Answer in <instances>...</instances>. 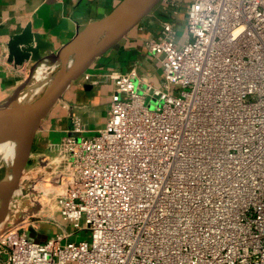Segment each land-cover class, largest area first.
Here are the masks:
<instances>
[{
  "label": "built area",
  "instance_id": "2783aa9c",
  "mask_svg": "<svg viewBox=\"0 0 264 264\" xmlns=\"http://www.w3.org/2000/svg\"><path fill=\"white\" fill-rule=\"evenodd\" d=\"M185 30L145 41L158 83L82 75L112 81L105 126L70 114L48 145L59 231L31 239L43 208L14 193L0 264H264V0H189Z\"/></svg>",
  "mask_w": 264,
  "mask_h": 264
},
{
  "label": "crops",
  "instance_id": "0c3cea01",
  "mask_svg": "<svg viewBox=\"0 0 264 264\" xmlns=\"http://www.w3.org/2000/svg\"><path fill=\"white\" fill-rule=\"evenodd\" d=\"M121 1L0 0V102L7 100L18 91L20 94L25 82L30 83L35 79L39 66L44 62L48 63L47 70L54 68L58 63L56 56L61 48L90 23L108 15ZM161 3L162 1L88 71L126 72L136 66L141 74L148 75L158 83L162 76L160 63L148 52L145 41L157 36L164 22L175 17L179 28L178 39L182 43L184 36L180 33V28L183 25L185 29L187 17V8L182 11L184 5L175 9L169 5L161 6ZM24 34L25 42H19L18 49L21 54L26 52L31 57L19 64L11 50V43L14 42V36ZM25 73H32L26 81H24ZM82 78L83 76L72 85V87L76 85V91L68 98L74 105L71 113L81 116L85 126L95 122L98 129L102 128L105 126L112 98V81L100 82L87 88L82 82L78 83ZM17 98L19 100V95ZM100 107L105 110H101ZM49 120L55 128L54 132H50L54 136L52 141L55 142L57 132L61 130L66 133L70 121L69 118L65 121L59 113L51 114Z\"/></svg>",
  "mask_w": 264,
  "mask_h": 264
},
{
  "label": "water",
  "instance_id": "95a60500",
  "mask_svg": "<svg viewBox=\"0 0 264 264\" xmlns=\"http://www.w3.org/2000/svg\"><path fill=\"white\" fill-rule=\"evenodd\" d=\"M160 1L162 0H122L108 15L90 23L86 28L81 30L73 40L61 48L56 56V60L58 63H61V66L51 75L50 80L45 84L40 95L32 97V99L28 101H19L17 98L19 95L18 91L7 100L0 102V118L7 117L11 114H20L21 117L27 119L29 123L28 130L23 133L16 144L19 155L13 167V175L9 177V170L7 167L5 177L0 181V222L6 219L10 214V207L7 200H9L15 190L11 180H17L21 169L24 166L26 167L34 146L36 135L43 121L47 119L59 99L67 92L73 83L88 71L100 57L114 48L137 25H139ZM117 18H121V23L116 25L100 40L90 44L77 61L69 66L67 65L65 53L68 49L73 48L84 38L87 40L93 38L100 30ZM25 39V34L16 35L14 36V42L11 43V50L19 64L23 63L24 59H29L31 57L30 54L26 52L21 54L18 49V43H24ZM25 84L27 85L29 82H25Z\"/></svg>",
  "mask_w": 264,
  "mask_h": 264
},
{
  "label": "rangeland",
  "instance_id": "374dc122",
  "mask_svg": "<svg viewBox=\"0 0 264 264\" xmlns=\"http://www.w3.org/2000/svg\"><path fill=\"white\" fill-rule=\"evenodd\" d=\"M188 1L189 0H183V12L188 7ZM174 3L177 4V2H174V0H168V2L166 3L162 1L161 6L166 7V5H169L171 7V4ZM182 21H185V17ZM180 33L183 36L186 35V30L184 29L183 25L182 28H180ZM60 66L61 63L59 62L55 65L54 68L49 69L48 72L53 75L60 68ZM30 75L31 73H25L24 81L29 79L31 77ZM82 79H80L78 83L82 82L87 88H90L91 86H89L87 83L85 84L84 79ZM36 84L37 82L35 83V85ZM75 87L71 86L67 90V92L59 99L55 107L52 109V115L59 113L61 114V118H63L65 121H67L68 118L70 121L69 116L74 105L68 98L70 97V94L76 91ZM43 89L44 88H42L39 93L35 94L34 97L40 95ZM100 109L105 110L103 107H100ZM50 115L47 119H45V121H43V124L36 135L34 146L26 167L24 166L21 169L18 179L15 180V185L18 186L20 190H23V192H20V194H23L25 196L24 199L20 198L16 200L18 206H21L25 200L29 199L39 200L41 203V208H43V210L39 213L36 219L31 221V223L37 224V230L32 227L29 228V237L40 242L46 241V239L50 237L49 235H52L54 232L59 231V229L55 227L53 223L54 218H56L57 221L61 220L60 215L56 210L54 201V191L57 190L58 187L53 182V180H55V176L54 172L52 171L53 167L51 166V164H49L53 157L56 155L55 151L49 149L48 146L50 143L54 142L52 141L54 136L51 135L50 132H54L53 130L55 129L54 126L51 125V122L49 120ZM97 127L98 126L95 122L87 124L86 128L88 129V132H86L84 135H95L98 130ZM63 135H65L64 131L60 130V132H57V141H59ZM6 171L7 164L3 163L0 166V181L5 177ZM14 200L15 199L13 198V200L11 201L12 206L14 204H17L16 202H14ZM79 236L81 239L91 241L92 232L89 230H84L79 233ZM70 264H76V262H71Z\"/></svg>",
  "mask_w": 264,
  "mask_h": 264
},
{
  "label": "bare ground",
  "instance_id": "6f19581e",
  "mask_svg": "<svg viewBox=\"0 0 264 264\" xmlns=\"http://www.w3.org/2000/svg\"><path fill=\"white\" fill-rule=\"evenodd\" d=\"M121 23V18H117L100 30L93 38L87 40L86 38L78 42L73 48L68 49L65 53V61L67 65H71L77 61L88 46L92 43L97 42L106 34H108L116 25ZM47 62H44L39 66L35 74V79L26 85L19 94V101L30 100L35 94L39 93L43 86L50 80L51 74L47 70ZM37 80V81H36ZM37 84L35 85V83ZM27 119L22 118L20 114H11L7 117L0 118V166L3 163L7 164L9 170V177L13 175V170L15 166V161L19 152L16 149V144L19 138L24 132L28 130ZM12 185H14L15 191L7 200L9 207H11V201L15 194H20L23 190H20L18 186L15 185V180H11ZM15 193V194H14ZM9 218L2 220L0 222V229L7 227L9 223Z\"/></svg>",
  "mask_w": 264,
  "mask_h": 264
}]
</instances>
